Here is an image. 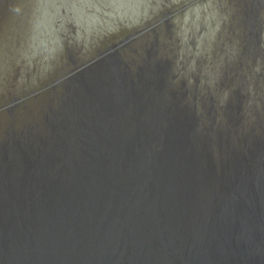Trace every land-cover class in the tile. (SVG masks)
<instances>
[{"label":"water","instance_id":"1","mask_svg":"<svg viewBox=\"0 0 264 264\" xmlns=\"http://www.w3.org/2000/svg\"><path fill=\"white\" fill-rule=\"evenodd\" d=\"M112 61L2 147L0 264H264V167L219 168L160 73Z\"/></svg>","mask_w":264,"mask_h":264},{"label":"rangeland","instance_id":"2","mask_svg":"<svg viewBox=\"0 0 264 264\" xmlns=\"http://www.w3.org/2000/svg\"><path fill=\"white\" fill-rule=\"evenodd\" d=\"M196 1L0 0V141L13 131L43 135L45 121L63 109L79 74L93 77L103 68L94 65L110 61L101 54L114 45L132 71L159 40L157 55L173 63L176 81L198 79L200 89L207 81L216 94L223 75L219 66L226 60L217 52V32L224 28V39L240 17L243 0ZM262 86L250 103L254 117L244 124L264 126Z\"/></svg>","mask_w":264,"mask_h":264},{"label":"flooded vegetation","instance_id":"3","mask_svg":"<svg viewBox=\"0 0 264 264\" xmlns=\"http://www.w3.org/2000/svg\"><path fill=\"white\" fill-rule=\"evenodd\" d=\"M240 8L238 21L226 29L224 39L221 35L224 28L217 32V40L221 44L217 52L225 56L226 60L222 66H219L223 75L219 76L220 83L214 86L216 94L212 92L213 87L207 81L202 82V89L198 79L176 81L173 63L157 55L156 46L159 41L157 39L149 46L150 49L143 53L139 70L131 71L129 65L123 63L118 51L119 45L111 46L101 55L119 64L118 67L122 71H128L133 77L135 71L139 73L150 68L156 69L164 85L165 101L175 110L180 111L184 119L192 123L195 133H198L209 145L217 166L222 168L228 162L242 161L250 172H255L264 167V126H251L244 124V121L246 117H254V111L250 110V103L254 100L252 96L258 95L263 89L264 0H243ZM169 16L167 15L165 21L170 19ZM224 26H226L225 22ZM167 27L171 29V24ZM187 68L188 65L183 66V70ZM115 69L120 74L117 66ZM73 82L74 80H71V83ZM56 116L52 114L47 118L46 131L43 135L36 134L32 129L22 132L13 131L0 141V147H19L25 143H36L45 139L47 127Z\"/></svg>","mask_w":264,"mask_h":264},{"label":"bare ground","instance_id":"4","mask_svg":"<svg viewBox=\"0 0 264 264\" xmlns=\"http://www.w3.org/2000/svg\"><path fill=\"white\" fill-rule=\"evenodd\" d=\"M106 72H107V70H106V67H103V68H101V69H99L98 71H97V73H98V75H94L93 77H91V78H87V80L86 81H92V80H96V79H98V77L97 76H104L105 74H106ZM187 120V119H186ZM201 135V134H200ZM259 159V158H258Z\"/></svg>","mask_w":264,"mask_h":264}]
</instances>
